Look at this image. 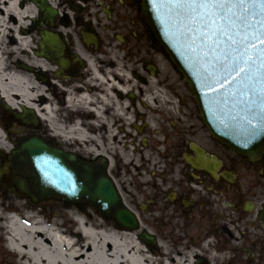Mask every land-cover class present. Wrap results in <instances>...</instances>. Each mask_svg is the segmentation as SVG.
Returning <instances> with one entry per match:
<instances>
[{"label":"flooded vegetation","instance_id":"1","mask_svg":"<svg viewBox=\"0 0 264 264\" xmlns=\"http://www.w3.org/2000/svg\"><path fill=\"white\" fill-rule=\"evenodd\" d=\"M55 8L50 25L38 26L37 17L26 30L53 31L63 47L62 61L41 70L40 101L55 103L63 131L85 136L56 138L46 121L29 125L0 96V131L9 147H0L3 187L29 198L15 180L27 181L31 170L15 171L8 156L35 134L105 165L122 202L140 221L153 213L170 220L167 225H203L204 239L216 243L237 233L258 244L252 253L261 259L264 149L249 158L214 138L186 83L161 75L158 63L147 60L163 49L140 0H57Z\"/></svg>","mask_w":264,"mask_h":264},{"label":"water","instance_id":"2","mask_svg":"<svg viewBox=\"0 0 264 264\" xmlns=\"http://www.w3.org/2000/svg\"><path fill=\"white\" fill-rule=\"evenodd\" d=\"M31 1L46 21L55 15L56 10L47 0ZM140 7L195 96L211 134L250 158L261 151L264 44L256 37L264 38V0H249L247 11L237 6L196 8L192 0H141ZM39 34L42 40L35 54L56 62L62 53L58 38L46 31ZM246 55L252 57L249 63L244 62ZM236 65L244 67L245 72H232ZM24 113L34 124L33 112ZM9 161L15 170L22 166L31 170L29 179L18 180L16 185L32 201L54 198L72 204L87 203L123 228H139L136 215L122 204L107 177L105 165L89 163L37 136L25 138ZM143 238L153 241L146 233Z\"/></svg>","mask_w":264,"mask_h":264},{"label":"bare ground","instance_id":"3","mask_svg":"<svg viewBox=\"0 0 264 264\" xmlns=\"http://www.w3.org/2000/svg\"><path fill=\"white\" fill-rule=\"evenodd\" d=\"M20 1L0 0V96L9 108L31 110L39 118L50 121L54 128L53 107H39L37 104L41 99L39 77L12 65L4 56L26 49L29 43V36L22 29L27 27L28 20L36 15L37 10L32 3L21 7ZM41 59L43 62L34 60L27 64L39 67L40 71L50 68L46 60ZM56 128L63 136H68L69 132L78 137L85 136L81 130ZM3 135L0 131V147L9 149ZM20 205L15 203L14 208L20 209ZM39 214L29 213L23 221L10 218L3 224L0 222V232L8 235L6 243L14 264H209L204 255L207 249H215L216 246L211 240L206 241L198 235L194 244H188L183 237L180 248L174 250L161 238L153 244L146 242L141 233H150L146 229L139 233L138 230L123 229L115 223L97 219L89 224L81 222V234L67 229L64 235L58 225L53 229L47 228ZM211 258L213 264L218 263V255L213 254Z\"/></svg>","mask_w":264,"mask_h":264},{"label":"rangeland","instance_id":"4","mask_svg":"<svg viewBox=\"0 0 264 264\" xmlns=\"http://www.w3.org/2000/svg\"><path fill=\"white\" fill-rule=\"evenodd\" d=\"M51 1L52 2L54 1L55 3L57 2V0H51ZM30 32L32 33H29L28 35L29 43L26 46V49L24 48L18 49L15 53L12 52L10 53V55L8 53V55L6 54L4 56L7 58L8 62L12 63V65H15V63H20L19 65L20 68L22 69H24L25 65L30 67L31 70L28 72L31 73L34 77L37 76L40 78L41 71L39 70V67H36L33 64L31 65L27 64V63H31L34 60H39L43 62L42 59L36 56L33 51V47L37 49L36 42L39 37L33 30H31ZM149 59L153 63H158V67H159V71L161 72V75L167 74L169 78H175L176 80L182 79L180 73L175 69L174 65H171L172 62L170 61L167 55L165 56L162 53L153 55L152 57L150 55H147V60ZM38 82L40 85L39 94L41 96L42 94H44V87L40 79L38 80ZM48 99L49 101H51L52 98L48 97ZM37 104L39 105V107H43L45 103L41 104V101L39 100ZM50 107H53L52 110L54 117L52 119L56 123L55 127L53 128L50 124V121L48 120L40 119L41 122L43 123L44 121H46L50 131L52 132V135H54L56 138H58V136L64 137L68 139V141L74 139L75 134H73V132H69L68 136L60 135L57 132L56 127H59L60 129L61 127L59 125L58 114L56 113L55 110L56 109L55 103H51ZM18 109H20V107ZM79 152L83 155H86L87 150L85 148H82L80 149ZM15 203H20L22 205L20 209L18 208L16 209L18 212H20L22 216L27 215L29 213L33 214L36 212H40L39 218L51 219L53 222L62 223L63 225H75V220L73 216L84 217L87 224H89L90 221L95 219L110 224L114 223L111 218L104 217L103 215H101L100 213L96 212L94 209L89 207L86 203L70 204L55 199H43L37 203H33L25 196H19L12 193L9 189H7V187H3L0 181L1 224H3L2 221L5 217V215L3 214L4 211L3 207L9 206L8 209L14 210ZM67 212L69 213L67 214ZM142 216L143 217L140 222V228L138 229V232L140 233L141 231H143V229H146L150 232L151 235H154L156 237V240L158 238H161L162 240L166 241L167 245L170 248L174 250H178L180 248L181 246L180 244L182 243L183 237L184 240L188 242V244L189 243L194 244L198 235H201L203 238H205L203 225H174L173 222L171 226V225H167L170 224V220L169 221L167 219L164 220V218H161L156 214L144 213L142 214ZM155 221L159 222L161 225H150L151 222H155ZM198 228H199V232L197 233L196 231ZM132 231H137V230H132ZM2 235L3 232H0V264H14L13 258L9 253V250L5 248ZM237 237L238 234L234 233V237L224 236L222 242L217 241L219 243H216V241H213L216 243L215 249H207V253H205L204 255V260L209 261V264H213V260L211 256L213 254H216L219 256V258H217L218 261L217 264H264V256H260L261 259H259L256 253L252 254L250 251V250L254 251L255 250L254 248H256L258 244L257 243L253 244L247 240H241Z\"/></svg>","mask_w":264,"mask_h":264},{"label":"snow or ice","instance_id":"5","mask_svg":"<svg viewBox=\"0 0 264 264\" xmlns=\"http://www.w3.org/2000/svg\"><path fill=\"white\" fill-rule=\"evenodd\" d=\"M248 2L249 0H199V2H197V0H192V4L194 7L202 8V9H209V10L223 9L224 7L237 6L241 8L242 10L247 11ZM211 14L218 15L219 12H213ZM256 39L259 40L261 44H264V38L256 37ZM249 48L254 49V45H249ZM251 60H252V57L248 55H246L244 58L245 63H249ZM232 72H235L236 75H240L245 72V68L241 67L240 65H236V67L232 69Z\"/></svg>","mask_w":264,"mask_h":264}]
</instances>
